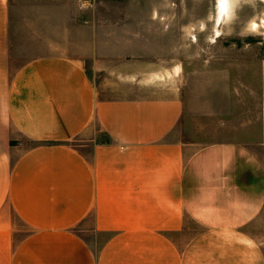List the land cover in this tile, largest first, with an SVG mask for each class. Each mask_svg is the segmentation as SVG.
<instances>
[{
  "label": "crops",
  "instance_id": "crops-1",
  "mask_svg": "<svg viewBox=\"0 0 264 264\" xmlns=\"http://www.w3.org/2000/svg\"><path fill=\"white\" fill-rule=\"evenodd\" d=\"M17 27L0 0V264H264V54L221 73L255 96L244 132L198 144L175 134L181 93L134 84L173 64L148 25L77 28L22 63Z\"/></svg>",
  "mask_w": 264,
  "mask_h": 264
},
{
  "label": "rangeland",
  "instance_id": "rangeland-1",
  "mask_svg": "<svg viewBox=\"0 0 264 264\" xmlns=\"http://www.w3.org/2000/svg\"><path fill=\"white\" fill-rule=\"evenodd\" d=\"M230 1V15L217 25V0H11L14 26L20 31L13 59L22 63L33 55L53 52L66 41L65 34L72 37L68 32L77 28L148 25L153 59L173 64L154 66L165 70L157 76H138L135 86L181 93L185 113L175 133L181 140L202 144L233 139L238 131L244 132L236 127L234 112H244V118L250 115L255 96L248 91L236 104L225 91L230 76L221 73L235 74L237 61L246 68L253 57L257 60V55L260 59L264 54V0ZM254 22L260 26L255 28ZM155 26L164 29L156 31ZM28 28L37 33V39L22 40Z\"/></svg>",
  "mask_w": 264,
  "mask_h": 264
},
{
  "label": "bare ground",
  "instance_id": "bare-ground-1",
  "mask_svg": "<svg viewBox=\"0 0 264 264\" xmlns=\"http://www.w3.org/2000/svg\"><path fill=\"white\" fill-rule=\"evenodd\" d=\"M230 10H231L230 0H217V17H216L217 25H220L224 21V19L230 15ZM263 23H264V20H263ZM253 25L255 28L260 26L258 22H254ZM217 35H220L219 30H217Z\"/></svg>",
  "mask_w": 264,
  "mask_h": 264
}]
</instances>
